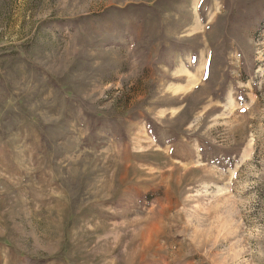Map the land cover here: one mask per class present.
Instances as JSON below:
<instances>
[{"label": "rangeland", "instance_id": "1", "mask_svg": "<svg viewBox=\"0 0 264 264\" xmlns=\"http://www.w3.org/2000/svg\"><path fill=\"white\" fill-rule=\"evenodd\" d=\"M0 264H264V0H0Z\"/></svg>", "mask_w": 264, "mask_h": 264}]
</instances>
